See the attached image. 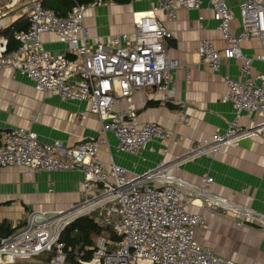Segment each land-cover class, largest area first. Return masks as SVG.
Wrapping results in <instances>:
<instances>
[{
	"label": "built area",
	"instance_id": "built-area-1",
	"mask_svg": "<svg viewBox=\"0 0 264 264\" xmlns=\"http://www.w3.org/2000/svg\"><path fill=\"white\" fill-rule=\"evenodd\" d=\"M110 1L76 3L63 16L44 7L43 0H0V31L14 22L16 14H26L29 20V27L15 34L16 50L8 51V39L0 38V67L19 71L37 90L57 94L62 101L86 102L89 111L103 120L99 136L73 146L60 140L42 142L37 132L22 126L1 130L0 170L8 166L46 172L80 170L84 180L79 202L66 210H33L16 223L22 224L20 229L0 236V264L45 253H53L51 264H65L61 234L81 216L94 217L117 236H100L93 259L84 264H234L198 241L197 229L206 225L207 218L189 206L200 200L210 214L220 210L239 227L245 220L264 224L263 214L239 205L233 197L214 193V178L209 174L200 183L174 174L172 166L178 168L184 158L172 164L162 161L138 174L111 159L106 161L102 147L109 145L107 134L112 133L118 152L140 156L152 141L171 138L161 124L139 120L134 98L154 88L166 101L175 100L173 71L181 62L168 55L165 42L174 34L158 20L157 13L164 11L173 21L179 9L199 10L205 1L211 4L228 45L220 50L203 40L200 57L213 72L221 70L224 59H236L244 78L224 75L221 101L233 106L235 118L224 133L212 134L188 157L226 153L242 139L258 136L261 125L254 122L246 127L242 119L264 116V73L253 70L255 60L264 61V0L240 3L242 31L238 35L232 32L234 16L226 0H159L149 12L136 17L132 33L92 35L84 24L87 10ZM45 34L56 35L67 52H50ZM252 38L260 40L261 51L247 56L242 44Z\"/></svg>",
	"mask_w": 264,
	"mask_h": 264
},
{
	"label": "crops",
	"instance_id": "crops-1",
	"mask_svg": "<svg viewBox=\"0 0 264 264\" xmlns=\"http://www.w3.org/2000/svg\"><path fill=\"white\" fill-rule=\"evenodd\" d=\"M226 1L234 16L232 32L238 35L242 31L240 3L245 0ZM158 3L159 0H131L121 4L111 0L108 5L88 9L84 24L92 35L132 33L136 17ZM213 16L208 1L199 10L179 9L173 21L167 19L164 11L157 13L158 20L174 34L165 42L168 55L181 62L173 71L176 98L169 102L154 88H146L136 93L134 100L139 120L161 124L171 138L152 141L136 156L118 152L115 136L108 133L109 145L102 147V155L106 161L111 159L138 174L162 161L172 164L184 158L178 168L172 166L174 174L194 183L209 174L214 178V193L233 197L239 205L264 215V116L242 119L246 127L254 122L261 125L263 130L258 136L242 139L226 153L188 157L212 134L224 133L235 118L233 106L221 101L224 75L244 78L236 59H224L221 70L213 72L200 57L198 48L203 40L220 50L228 45ZM43 39L50 52H67V46L56 35L45 34ZM242 51L247 56L259 53L260 40L244 41ZM253 66L254 71L264 73V61L255 60ZM17 126L37 132L42 142L60 140L73 146L99 136L103 120L89 111L86 102L62 101L57 94L37 90L34 82L19 71L0 67V130ZM83 180L80 170L46 172L16 166L1 169L0 223L9 220L15 227L33 210L70 208L82 199ZM201 203L197 200L196 205L189 206L190 211L207 218L206 225L197 229L200 243L209 246L222 260L232 259L234 264H264V224L245 220L244 226L239 227L231 215L220 210L210 214Z\"/></svg>",
	"mask_w": 264,
	"mask_h": 264
},
{
	"label": "trees",
	"instance_id": "trees-1",
	"mask_svg": "<svg viewBox=\"0 0 264 264\" xmlns=\"http://www.w3.org/2000/svg\"><path fill=\"white\" fill-rule=\"evenodd\" d=\"M94 0H43L46 8L52 9L60 15H66L76 3L90 4ZM116 3L126 4L131 0H112ZM29 20L27 15H21L9 27L0 31V38L8 39V51H14L19 47V42L15 38L16 32L27 29ZM1 132V130H0ZM22 227L19 224L13 227L9 220H3L0 223V236H9ZM105 236L111 239H117V236L110 228L101 227L90 216H81L76 218L68 225L61 234V241L64 243L66 253L65 264H84L91 261L97 251V239ZM53 253L40 255L41 259L50 262Z\"/></svg>",
	"mask_w": 264,
	"mask_h": 264
},
{
	"label": "rangeland",
	"instance_id": "rangeland-1",
	"mask_svg": "<svg viewBox=\"0 0 264 264\" xmlns=\"http://www.w3.org/2000/svg\"><path fill=\"white\" fill-rule=\"evenodd\" d=\"M21 14H16L13 17V20H15L17 17H19ZM11 20V19H10ZM45 255V254H44ZM42 256V255H41ZM42 257L38 256L36 258H32L27 261H17L14 264H51L50 262H46L44 259H41Z\"/></svg>",
	"mask_w": 264,
	"mask_h": 264
}]
</instances>
